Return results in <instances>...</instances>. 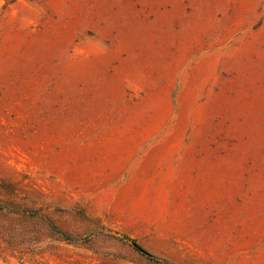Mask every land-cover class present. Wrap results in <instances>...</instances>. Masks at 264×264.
Wrapping results in <instances>:
<instances>
[{
  "label": "rangeland",
  "instance_id": "374dc122",
  "mask_svg": "<svg viewBox=\"0 0 264 264\" xmlns=\"http://www.w3.org/2000/svg\"><path fill=\"white\" fill-rule=\"evenodd\" d=\"M0 205V264H264V0H0Z\"/></svg>",
  "mask_w": 264,
  "mask_h": 264
},
{
  "label": "trees",
  "instance_id": "16d2710c",
  "mask_svg": "<svg viewBox=\"0 0 264 264\" xmlns=\"http://www.w3.org/2000/svg\"><path fill=\"white\" fill-rule=\"evenodd\" d=\"M4 207L0 205V210H3ZM50 228L56 232L59 233L60 232L57 230V228H55L52 224H50ZM65 239L68 238V236L61 234ZM120 241L124 242L125 244H127L129 247H131L134 251H136L138 254H140L141 256L145 257L147 260H149L150 262H153L154 264H169L161 259H159L158 257L146 252L143 248H141L140 246L137 245L135 240H132L130 238H127L125 236L120 237L119 238Z\"/></svg>",
  "mask_w": 264,
  "mask_h": 264
}]
</instances>
